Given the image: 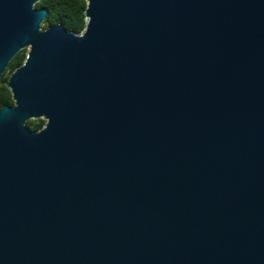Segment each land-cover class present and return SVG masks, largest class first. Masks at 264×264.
Instances as JSON below:
<instances>
[{
    "label": "water",
    "instance_id": "95a60500",
    "mask_svg": "<svg viewBox=\"0 0 264 264\" xmlns=\"http://www.w3.org/2000/svg\"><path fill=\"white\" fill-rule=\"evenodd\" d=\"M39 1L0 0V264H264V0Z\"/></svg>",
    "mask_w": 264,
    "mask_h": 264
},
{
    "label": "trees",
    "instance_id": "16d2710c",
    "mask_svg": "<svg viewBox=\"0 0 264 264\" xmlns=\"http://www.w3.org/2000/svg\"><path fill=\"white\" fill-rule=\"evenodd\" d=\"M36 8H47L48 15L42 26H49L62 23L67 30L81 33L87 22L86 18V0H40L36 4ZM27 56V49L21 50L9 63L0 79V109L3 106L14 105L12 92L6 85L10 75L23 64ZM46 121L44 119H32L27 122V126L33 130H40L44 127Z\"/></svg>",
    "mask_w": 264,
    "mask_h": 264
}]
</instances>
